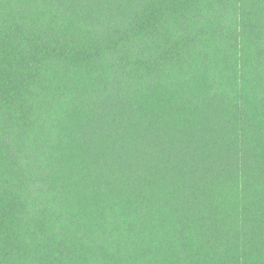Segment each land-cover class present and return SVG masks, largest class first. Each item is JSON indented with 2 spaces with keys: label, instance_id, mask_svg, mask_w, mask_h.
Wrapping results in <instances>:
<instances>
[{
  "label": "trees",
  "instance_id": "obj_1",
  "mask_svg": "<svg viewBox=\"0 0 264 264\" xmlns=\"http://www.w3.org/2000/svg\"><path fill=\"white\" fill-rule=\"evenodd\" d=\"M0 264H264V0H0Z\"/></svg>",
  "mask_w": 264,
  "mask_h": 264
}]
</instances>
